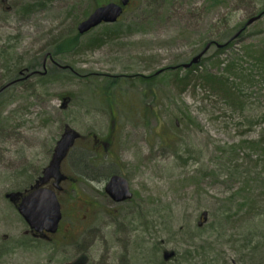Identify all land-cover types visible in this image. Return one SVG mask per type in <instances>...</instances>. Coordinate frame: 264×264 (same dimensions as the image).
Wrapping results in <instances>:
<instances>
[{"label":"rangeland","instance_id":"rangeland-1","mask_svg":"<svg viewBox=\"0 0 264 264\" xmlns=\"http://www.w3.org/2000/svg\"><path fill=\"white\" fill-rule=\"evenodd\" d=\"M107 1L0 0V264H264V17L220 57L239 64V104L194 77L180 90L174 77L264 0H130L118 23L80 35ZM107 27L116 34L103 35ZM214 55L201 69L221 75ZM32 62L42 74L25 69ZM114 77L118 88L106 92ZM65 129L77 138L55 172L68 178L62 227L73 199L95 209L77 228L34 236L5 196L51 165ZM101 142L109 149L96 150ZM119 170L127 204L104 192Z\"/></svg>","mask_w":264,"mask_h":264},{"label":"water","instance_id":"water-1","mask_svg":"<svg viewBox=\"0 0 264 264\" xmlns=\"http://www.w3.org/2000/svg\"><path fill=\"white\" fill-rule=\"evenodd\" d=\"M123 4L127 5L128 0L123 2ZM122 13V7L114 3L97 8L86 20L79 24L78 32L83 35L103 23L113 24L118 21ZM262 17L263 14L252 18L246 24V27H249ZM244 30L245 29L239 31L235 35L234 39L237 38ZM210 46L211 44H208L203 52L194 58L190 64L185 65L184 68L189 69L193 65H196L202 56L208 51ZM218 47L221 48L224 46ZM76 138L77 134L74 131L66 130L60 141L57 143L54 157L50 165V169L54 170L57 174L59 173L58 170L60 168L61 161L67 156L68 152L73 147ZM105 192L116 203L129 201L133 197L129 182L120 175L113 176L108 181L105 187ZM17 196L18 195L16 194H10L7 197L13 201L17 198ZM18 211L25 222L31 227L30 229L32 231L34 230L36 233L40 234H55L58 231V226L62 219V213L60 203L54 192L45 188H40L37 191L28 194L20 201ZM203 218L207 219L206 213H204Z\"/></svg>","mask_w":264,"mask_h":264},{"label":"trees","instance_id":"trees-1","mask_svg":"<svg viewBox=\"0 0 264 264\" xmlns=\"http://www.w3.org/2000/svg\"><path fill=\"white\" fill-rule=\"evenodd\" d=\"M35 8L38 6H41L40 2H36L33 5ZM28 9V10H27ZM27 11H31V7L26 8ZM258 14H263L264 17V7L260 10V12ZM257 14V15H258ZM255 15V16H257ZM244 27V26H243ZM110 27H107L102 34H116V30H110ZM242 29V28H241ZM240 29V30H241ZM243 36V34H241L238 38H233V37H226L222 43H217L216 41H212L211 43H213L214 45H212V47L215 48V55L213 56V58L217 59L215 64L217 66H224V69L222 71L221 75L218 74H211L208 73L207 71L204 72L202 68V66H204L206 64V59L204 58L201 63H199L198 65L193 66L191 69L189 70H183L182 68H178L177 72H175L174 77H175V82H176V86L180 89V90H184L187 89V87H189L191 84H193V80L192 78L194 77L196 80V85H203V86H208L210 87L213 91L222 93L223 96L228 99L232 104H239V98H240V93L241 90H239L238 86L232 81V78H237L238 74H235V72L237 70H239L238 68V63L235 61L229 62L228 64H225L224 62H222L220 60V57L229 49L233 48L235 45V42L241 38ZM103 36L101 37H95L94 39H92V41L94 42L95 45H100V43L104 42V39H102ZM220 44V45H224V47L222 48H218L216 45ZM63 47V46H62ZM75 48V47H74ZM64 50V48H63ZM62 49H58L57 54H60L61 51H63ZM248 50V49H247ZM72 51V50H70ZM67 51V52H70ZM61 55V54H60ZM247 55L250 56L251 52H247ZM253 56H257V53L252 52ZM256 60L258 61V63H260L261 65L264 64V52H260L258 54V56L256 57ZM34 62L30 63L29 66H27L28 68L27 71L33 72L39 69L43 68V63H41V65L39 66H33ZM55 69H58L57 67ZM69 68H66V70H68ZM184 72V75H181V73ZM21 76V73H17L16 77L19 78ZM153 77H146V78H141V83H147V85H152L153 82ZM18 79H15V81H17ZM121 77H114V78H110L109 79V83L107 84V86H105L104 90L106 92L108 91H112L115 88H118L119 83L121 81ZM13 81V82H15ZM248 82H251V80L247 79ZM195 85V82H194ZM107 94V93H106ZM260 144L262 145L261 148V152L264 156V142L261 141L259 142V144H257V146H260ZM23 242H21L22 244ZM26 242L23 244L25 245Z\"/></svg>","mask_w":264,"mask_h":264},{"label":"flooded vegetation","instance_id":"flooded-vegetation-1","mask_svg":"<svg viewBox=\"0 0 264 264\" xmlns=\"http://www.w3.org/2000/svg\"><path fill=\"white\" fill-rule=\"evenodd\" d=\"M122 1H124V0H121L120 2H117V0H108L106 4H108V3H117L119 5H122ZM106 4H102V5H106ZM129 5H130V2L127 4V6L123 7V12L124 13L127 10V8H128ZM33 72H35L34 75H40V74H42L41 72H39V70H36V71H33ZM21 75H22V73H21ZM99 144H101V145H97V147H95L96 150L98 148L104 149V151H106L107 149H109L110 144L108 145V143H105V142H101ZM53 156H54V152L52 154L51 161L53 159ZM112 165H114V164L112 163ZM106 171L107 170L104 169L102 171V173H105ZM54 173H55L54 170H51L50 169V166L48 168H45L41 172L40 176H38L36 178V180L32 183V185H30L29 188H27V189L23 190L22 192H20V195H18V197L15 200L12 201L10 198L9 199L7 198L9 200V203H11L12 206L18 211V206L20 204L21 199L24 196H26V195L34 192V191H37L40 188L48 189V190H50V191H52V192H54L56 194V196H57V198H58V200L60 202L61 211H62V219H61V221L59 223V226H58L59 229H58L57 233H55V234H46L45 235V234L36 233V231H34V230L32 231V230L29 229V232L31 234H33L34 236H44V237L55 236V235H57L60 232V228H77L76 226L73 225V222H75V221L78 222L79 219H82L83 221L86 220L88 218V216H90L92 214V212L94 211V209H95V206L93 204L89 203V202H84L83 200H80V199H75V200L73 199L72 200V203L73 204L71 206L72 207V211H70L71 217H70V220H67V221H69V224H67L66 226H63L62 227V223L64 222V218H65V213L63 211V205H62V203L60 201V193L64 190V188L62 187L61 183H64L65 182L64 180H66L68 178L65 177V176H63L64 177L63 179L60 176L55 177L54 176L55 175ZM116 175L122 176L123 174L120 172V170L117 171V172H115L107 180V182L105 183V186L108 183V181L113 176H116ZM105 186H104V192H105ZM73 190L76 191L75 188ZM108 198L114 204H123V203H126L127 204V203L131 202V201H126V202H122V203H116L110 197H108ZM81 212H85L86 214L83 215V216H80L81 215ZM24 224H25V228H31L28 224H26V223H24ZM75 225H76V223H75Z\"/></svg>","mask_w":264,"mask_h":264}]
</instances>
